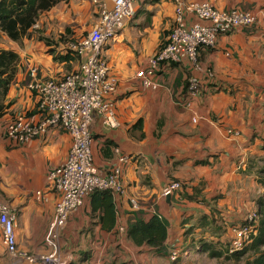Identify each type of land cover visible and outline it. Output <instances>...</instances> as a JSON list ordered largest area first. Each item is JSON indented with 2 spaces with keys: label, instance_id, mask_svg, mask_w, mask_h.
I'll list each match as a JSON object with an SVG mask.
<instances>
[{
  "label": "crops",
  "instance_id": "0c3cea01",
  "mask_svg": "<svg viewBox=\"0 0 264 264\" xmlns=\"http://www.w3.org/2000/svg\"><path fill=\"white\" fill-rule=\"evenodd\" d=\"M186 1L208 3L220 11H249L255 24L221 36L213 49H201L199 70L188 61L160 64L150 77L157 86L151 89L135 75L149 69L148 60L166 41L174 5L172 0H145L136 6L103 52L118 83L112 95L118 126L104 127L97 116L90 126L93 165L103 175L119 168L125 194H111L107 214L102 196L84 198L60 233V255L69 264L192 260L193 252L208 255L221 250L243 215L256 208L264 188L254 170L247 169L252 161L264 159V0ZM103 3L111 6L109 0H60L19 42L0 37V50L19 57L0 118V201L15 214L17 250L29 255L48 252L44 238L58 195L46 177L67 157L71 139L63 130L50 128L22 145L6 138L5 128L17 115L27 123L40 120L36 99L26 87L29 69L37 68L41 80L61 78L68 69L77 71L82 60L68 67L48 50L65 55L64 45L98 23ZM186 21L197 22L193 17ZM40 37L48 39L49 46ZM189 78L200 81L198 95L187 93ZM121 156L127 161L119 163ZM171 182L180 183V191L163 197V188ZM130 198L138 202V210L131 209ZM152 217L167 228L162 250L137 247L127 236L133 225ZM173 251H180L175 261L170 259ZM0 264H27L6 253L1 232Z\"/></svg>",
  "mask_w": 264,
  "mask_h": 264
},
{
  "label": "built area",
  "instance_id": "2783aa9c",
  "mask_svg": "<svg viewBox=\"0 0 264 264\" xmlns=\"http://www.w3.org/2000/svg\"><path fill=\"white\" fill-rule=\"evenodd\" d=\"M109 1L110 7L103 3L98 23L93 29L82 38L71 41L66 49V54L71 53L82 60L76 72L61 78L41 80L37 78V68L29 69L30 81L26 87L36 99L40 120L35 124L27 123L22 116L17 115L5 128L6 138L22 145L36 139L50 128L63 130L71 139L67 157L49 171L46 177L48 187L58 195L54 218L44 238L45 247L48 249L46 254L29 255L17 250L15 214L6 203L0 201V232L5 251L11 258L26 261L27 264H69V259H63L60 255V233L69 217L82 206L84 198L95 192H109L118 196L125 194L119 168L103 175L93 165L90 126L96 116L101 118L104 127L118 126L112 98L118 83L110 75L103 52L124 22L133 17L136 6L145 0ZM172 2L173 26L166 41L148 60L149 69L135 75L142 85L151 89H156L157 86L150 77L160 64L188 61L199 70L198 54L201 49L215 48L221 36L252 28L256 20L249 11H220L208 3L186 0ZM187 17H193L197 22L188 24ZM200 90V81L189 78L187 93L198 95ZM126 161L124 156L118 158L119 163ZM180 188V183L171 182L163 188L162 196L170 197L180 191ZM35 198L40 200L42 196L36 192ZM129 204L132 210L139 209L135 199L130 198ZM256 214L257 208L243 221H252ZM232 232L233 237L228 243L230 253L242 250L255 234L252 225H240ZM179 256L180 251H173L170 259L175 261Z\"/></svg>",
  "mask_w": 264,
  "mask_h": 264
},
{
  "label": "trees",
  "instance_id": "16d2710c",
  "mask_svg": "<svg viewBox=\"0 0 264 264\" xmlns=\"http://www.w3.org/2000/svg\"><path fill=\"white\" fill-rule=\"evenodd\" d=\"M59 1L60 0H0V37L3 34L11 41L19 42L28 34V31L34 26L39 16L50 10ZM39 39L43 40L46 45L49 46L50 42L48 39L42 37ZM48 52L53 55L54 60L64 62L68 67L71 63H78L80 61L79 56L76 58L72 56L71 53L63 56H55L53 49H49ZM18 62L19 57L16 53L0 50V118H2L7 109L4 99L10 86L14 82ZM262 150H264V147ZM258 163L262 166L258 167ZM251 169L254 170L258 184L264 188V159L252 161L248 165V172ZM92 195L102 196L100 200L101 206H103L106 214L109 213V208L112 206H109L112 201L111 193L95 192ZM255 205L257 208L256 218L249 222L245 220L239 223V226L252 225L255 234L251 236L250 242L245 245L242 250L236 251L231 255L235 258H240L247 252H251L253 254V259L246 264H264V194L257 198ZM127 236L137 247L146 246L154 250H162L167 238V228L159 218L152 217L146 223L138 222L133 225L128 231ZM222 254V251H214L210 256L221 257Z\"/></svg>",
  "mask_w": 264,
  "mask_h": 264
},
{
  "label": "rangeland",
  "instance_id": "374dc122",
  "mask_svg": "<svg viewBox=\"0 0 264 264\" xmlns=\"http://www.w3.org/2000/svg\"><path fill=\"white\" fill-rule=\"evenodd\" d=\"M70 43V42H69ZM69 43L64 45V51L67 49V47L69 46ZM66 66V65H65ZM67 67V66H66ZM71 67V66H70ZM74 70V69H73ZM74 71H70V69L67 70V74H70ZM229 133H231L232 135H234L233 133H235V131H231L228 130ZM237 134V133H236ZM261 164H258V167H261ZM256 169V168H255ZM256 171V170H255ZM264 190H262V192L259 194L262 195L264 194L263 192ZM256 210V208H252L249 212H247L245 215H243L241 221H243V219L249 215H252L254 213V211ZM222 251V256L221 257H211L210 254L214 251H208V255L206 254H202V253H194L193 252V258L192 260H190L189 258H180L179 261L176 262V264H183V262L186 259V262L184 264H246L247 262L252 261L253 259V254L251 252H247L243 257L240 258H235L234 256H231L232 253L229 252L228 249V244H223V247L221 248V250H217V252H221ZM14 261H18L20 263H22L23 261L17 258H12Z\"/></svg>",
  "mask_w": 264,
  "mask_h": 264
},
{
  "label": "water",
  "instance_id": "95a60500",
  "mask_svg": "<svg viewBox=\"0 0 264 264\" xmlns=\"http://www.w3.org/2000/svg\"><path fill=\"white\" fill-rule=\"evenodd\" d=\"M169 198V197H168Z\"/></svg>",
  "mask_w": 264,
  "mask_h": 264
}]
</instances>
